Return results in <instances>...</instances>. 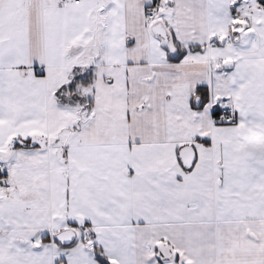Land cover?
I'll return each instance as SVG.
<instances>
[{
    "label": "snow or ice",
    "instance_id": "1",
    "mask_svg": "<svg viewBox=\"0 0 264 264\" xmlns=\"http://www.w3.org/2000/svg\"><path fill=\"white\" fill-rule=\"evenodd\" d=\"M0 264H264V0H0Z\"/></svg>",
    "mask_w": 264,
    "mask_h": 264
}]
</instances>
